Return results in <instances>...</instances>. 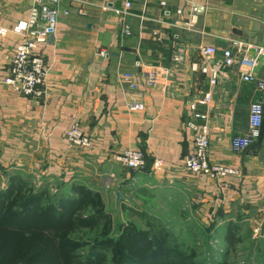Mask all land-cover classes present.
I'll use <instances>...</instances> for the list:
<instances>
[{
    "label": "crops",
    "instance_id": "0c3cea01",
    "mask_svg": "<svg viewBox=\"0 0 264 264\" xmlns=\"http://www.w3.org/2000/svg\"><path fill=\"white\" fill-rule=\"evenodd\" d=\"M33 4L0 0V32H6L0 34V165L52 186H83L115 198L120 192L116 207L140 192L186 195L233 215L223 218L226 227L242 226L249 216L264 226V122L250 149L238 153L231 146L248 132L251 105L264 103V92L242 79L249 69L239 64L212 84L214 64L202 52L215 46L221 58L237 40L251 45L247 56L255 58L264 48V0L63 1L52 6L58 11L55 34L36 49L47 68L46 95L39 99L4 83L23 40L15 28L29 20ZM151 68L161 70L155 87L142 77ZM253 73L264 80V58ZM126 74L137 90L129 88ZM208 92L213 101L200 108L208 119L197 123L209 126L210 160L239 176L214 179L183 168L193 151L190 103ZM134 103L144 109L132 111ZM75 122L91 138L90 148L69 146L65 134ZM127 150L144 152L142 171L115 161ZM157 160L162 170H154Z\"/></svg>",
    "mask_w": 264,
    "mask_h": 264
},
{
    "label": "trees",
    "instance_id": "16d2710c",
    "mask_svg": "<svg viewBox=\"0 0 264 264\" xmlns=\"http://www.w3.org/2000/svg\"><path fill=\"white\" fill-rule=\"evenodd\" d=\"M8 177L7 187L0 189V264L200 263L163 229H156L163 251L156 262L152 258L156 248L152 250L148 238L135 230L112 237L110 215L99 194L86 187L60 184L53 193L55 187L47 180L35 186L33 177L26 179L21 171L9 172ZM86 228L95 233L92 240L71 238ZM232 228L230 234L240 233V226ZM79 250L84 252L78 254Z\"/></svg>",
    "mask_w": 264,
    "mask_h": 264
},
{
    "label": "built area",
    "instance_id": "2783aa9c",
    "mask_svg": "<svg viewBox=\"0 0 264 264\" xmlns=\"http://www.w3.org/2000/svg\"><path fill=\"white\" fill-rule=\"evenodd\" d=\"M63 1L76 2L78 0H34L31 8L29 20L22 26H17L15 32L22 36L23 40L14 51L9 73L4 79V83L12 88L13 91L31 98H43L45 90L43 86L46 83L47 68L44 59L37 55L36 49L39 44L44 43L56 31V22L58 11L51 5H60ZM131 5L128 3L127 8ZM194 14L198 12L197 7H193ZM6 32L0 34H5ZM242 41L233 40L231 45L223 50L221 58H218V49L215 46H206L202 52L206 59L214 64L212 84H216L220 73L227 68H233L239 64L247 67L248 72L243 73L242 79L247 83L256 84L257 88L264 92V80L257 78L253 70L257 67L260 58H264V48H257V56L249 58L247 53L251 49ZM160 69L151 68L142 73L145 84L148 87H155L158 83ZM126 80L129 81V88L138 89V84L133 80L132 74H126ZM213 101V94L206 93L201 99L190 103V109L193 112V120L189 123L192 129L193 151L187 155L183 162V168L193 175H207L214 179H226L240 175V171L229 166L212 164L210 160L211 140L209 135V126L198 124L197 120H207L208 114L200 111V108L207 109ZM132 111L144 109L142 103L130 105ZM264 122V103L257 100L252 103L249 117V128L245 135L232 139L231 146L235 152H243L250 149L253 144L261 137L262 126ZM65 138L71 148L86 149L92 145L91 138L84 133L81 125L75 122L65 134ZM117 163L131 171H141L146 167V156L140 150H127L122 154L114 156ZM164 168L162 161L157 160L154 163V170L159 171Z\"/></svg>",
    "mask_w": 264,
    "mask_h": 264
},
{
    "label": "rangeland",
    "instance_id": "374dc122",
    "mask_svg": "<svg viewBox=\"0 0 264 264\" xmlns=\"http://www.w3.org/2000/svg\"><path fill=\"white\" fill-rule=\"evenodd\" d=\"M11 171V167L0 165V189L7 187ZM23 177L27 179L24 173ZM31 181L35 186L44 182ZM54 187L53 193L59 188ZM99 196L104 211L111 217L112 237L118 238L125 229L135 230L140 236L148 238L153 244L152 250L156 248L152 252L155 262L163 252L156 238V229H163L169 234L170 240H175L177 247L194 256L201 264H264V226H259L250 216L240 226V233L230 234L233 228L224 226L223 218L233 219V215L221 212L220 207H212V204H206L205 201H193L189 196L186 198V195L172 199L160 193L149 197L140 192L138 195L132 194L118 207L114 194ZM231 235L233 238H230ZM94 237L95 233L88 228L71 235L72 239L83 242ZM83 252L79 250L78 254Z\"/></svg>",
    "mask_w": 264,
    "mask_h": 264
},
{
    "label": "water",
    "instance_id": "95a60500",
    "mask_svg": "<svg viewBox=\"0 0 264 264\" xmlns=\"http://www.w3.org/2000/svg\"><path fill=\"white\" fill-rule=\"evenodd\" d=\"M44 3H45V4H48V0H44ZM51 6H53V5H51ZM116 198H117V202H119L120 199L122 198L120 192H117V193H116Z\"/></svg>",
    "mask_w": 264,
    "mask_h": 264
}]
</instances>
